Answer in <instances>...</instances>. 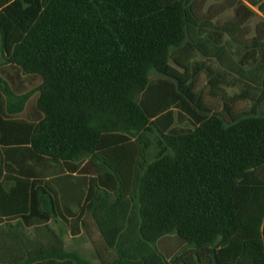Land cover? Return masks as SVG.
I'll return each mask as SVG.
<instances>
[{
	"label": "trees",
	"instance_id": "trees-1",
	"mask_svg": "<svg viewBox=\"0 0 264 264\" xmlns=\"http://www.w3.org/2000/svg\"><path fill=\"white\" fill-rule=\"evenodd\" d=\"M197 3L0 0V55L41 81L7 115L0 78V264H264V20L248 39L264 0H238L222 24ZM222 33L237 65L224 62ZM195 54L225 71L194 60L190 82L173 76L171 60L189 72L181 60ZM200 73L222 112L195 90ZM153 85L166 96L148 104ZM35 94L37 122L2 118ZM76 203L98 231L97 262L48 225L75 233ZM169 235L187 251L168 257L157 244Z\"/></svg>",
	"mask_w": 264,
	"mask_h": 264
},
{
	"label": "rangeland",
	"instance_id": "rangeland-1",
	"mask_svg": "<svg viewBox=\"0 0 264 264\" xmlns=\"http://www.w3.org/2000/svg\"><path fill=\"white\" fill-rule=\"evenodd\" d=\"M197 7H200V11L203 14L209 15L206 18H215L213 23L222 24L227 20H233L235 17V10L230 9L232 5L238 4V0H197ZM264 20V16L261 15L256 9V16L250 23L249 29L251 33L248 35V39H251L253 36V32L255 27L259 22ZM222 43H224L229 51L227 52V57L224 58V62H228L231 65L238 64V44L233 43L231 38L226 33H222L221 37ZM208 63L214 70L225 71V69L221 66V64L215 59H207L201 56L200 54H195L194 59L190 60H181L183 65H187L190 68V65L193 61ZM170 70L173 71V76L179 77L188 83L191 81L192 71H186L182 65L177 64L174 60L170 62ZM0 78L6 83L3 85V89L7 88L8 95H6L3 99L4 106V114H7L6 104L8 101L14 103L17 101V96L22 95L24 93H29L31 90L36 88L40 84V79L34 77H28L19 71V69L8 65L5 63L4 58L0 55ZM151 78L153 82H157L161 80L162 76L153 72L151 74ZM227 86L225 87L226 93L229 96H234L239 92L238 87V76L234 73H229L227 76ZM196 91H201L204 95L205 102L209 107H211L216 112H222L223 103L218 98L210 94V88L208 85V78L205 73H200L196 78ZM166 93L162 95V92L159 91L156 85H153L151 91L145 98V101L149 104L152 101L155 103L161 100V97H165ZM37 100L38 95H33L28 103L26 104L25 110L17 115L8 117L2 115L4 120L8 119H16L23 120L28 123L37 122L40 119V114L37 111ZM153 103V104H154ZM236 112L245 111L248 107L243 104H238V102L234 105ZM175 114L179 113V110H174ZM8 115V114H7ZM178 116V114H177ZM183 125L192 126V122L189 119H186ZM182 125V126H183ZM63 238L66 249L69 251H77L80 255L88 259L89 261H95L97 259L96 252L93 250V246L87 235L83 233L81 226H77L74 221L71 226L75 228L77 231V235H72L66 229L63 224H52L51 225ZM86 236V237H85ZM157 246L168 256L174 257L176 255L181 254L182 252L187 251V247L181 243V241L175 235H169L161 239Z\"/></svg>",
	"mask_w": 264,
	"mask_h": 264
},
{
	"label": "crops",
	"instance_id": "crops-1",
	"mask_svg": "<svg viewBox=\"0 0 264 264\" xmlns=\"http://www.w3.org/2000/svg\"><path fill=\"white\" fill-rule=\"evenodd\" d=\"M238 104H243L244 106H247L248 108L250 107V104L249 103H246V102H238ZM247 108V109H248ZM246 109V110H247ZM81 177H87V178H89V177H91V176H93L92 175V172H89V173H85V174H82V175H80ZM86 191H87V185L86 184H84L83 186H81V189L79 188V196L81 197V196H85V193H86ZM82 206H83V204H81V205H78L77 203L76 204H74V205H72L71 206V208H73V210L76 212V213H78L76 216H74V218L73 219H71V221L70 222H68V223H72L73 221L75 222L76 221V225L77 226H81V229H82V231H83V233L84 234H86L87 235V238L89 239V241L91 242V244H92V246H93V250H94V252H97V250H96V248H95V245H94V242H93V240H96V241H98L99 240V234H98V231H97V229H96V227H95V225H94V222L92 221V219L90 218V217H88V216H84V215H81V216H79V214H80V212L79 211H81L82 210ZM85 224H87L88 226H89V228H85L83 225H84V223ZM63 224L65 227H66V229L70 232V234H72V235H77V231L75 230V228H74V232L75 233H73L72 232V230L67 226V224L64 222V221H62V220H53V221H50L49 223H48V225L50 226V228L55 232V233H57L59 236H60V238L63 240V238L61 237V235L51 226L52 224ZM86 237V236H85ZM64 242V241H63ZM64 245H65V243H64ZM65 248H66V246H65ZM69 251V250H68ZM70 252H77V251H70ZM96 255H97V253H96ZM88 260V259H87ZM97 260H98V256H97V259L95 260V261H90V262H97ZM89 261V260H88Z\"/></svg>",
	"mask_w": 264,
	"mask_h": 264
}]
</instances>
